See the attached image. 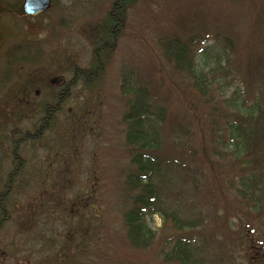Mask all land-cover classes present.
Here are the masks:
<instances>
[{"label":"trees","instance_id":"1","mask_svg":"<svg viewBox=\"0 0 264 264\" xmlns=\"http://www.w3.org/2000/svg\"><path fill=\"white\" fill-rule=\"evenodd\" d=\"M208 1L187 2L190 16L156 39L155 62L120 73L129 167L119 233L103 201L110 174L98 140L107 73L119 42L136 34L129 12L140 0H113L92 26L86 67L0 35V234L13 225L38 246L18 258L0 244V264H121L122 248L160 264H264V0H245V32L218 26L224 2ZM0 10L27 17L20 2L0 0ZM167 68L183 82L165 97ZM155 215L170 229L159 239L147 224Z\"/></svg>","mask_w":264,"mask_h":264},{"label":"rangeland","instance_id":"2","mask_svg":"<svg viewBox=\"0 0 264 264\" xmlns=\"http://www.w3.org/2000/svg\"><path fill=\"white\" fill-rule=\"evenodd\" d=\"M7 2L12 4L20 2L21 7L23 0H7ZM112 2L113 0H52V7L48 11L32 18L11 11L3 12L0 10V35L2 38L7 37L6 41L12 40L11 45L20 41L40 42L39 49L49 59L54 58L56 62H60L64 58H72L76 59L80 66L86 67L89 63L90 47L87 37L90 29L96 22L104 18ZM187 2L189 0H140L139 5L129 12V24L132 29L136 30V34L123 38L119 42L117 54L107 73L105 81L107 99L103 113V129L99 135L98 146L100 154L102 153L105 159V169L110 174L107 179L109 184L106 183L103 194V201L108 208L112 227L118 233L121 232L122 216L127 206L126 192L121 180L123 181L129 167L128 160L124 155L125 128L121 119L126 110V102L119 91L120 73L124 68L137 70L138 66L135 62L138 60L150 59L155 62L156 39L166 33L173 32L174 30L171 29L175 28L180 19L190 16L193 8L190 5L188 7ZM223 2L216 8L219 10L218 12L226 11V16L218 13L217 25L222 29L225 25L230 26L232 32L239 29L245 32V26L248 25L245 0H223ZM211 3L209 0L206 5L210 6ZM207 6L202 12H207ZM209 15H212L213 20L215 19L212 13ZM53 28L57 35L59 34L58 39L55 38L54 30H51ZM3 45L0 43V68L4 66ZM6 46L10 47V43H7ZM2 69H0V73ZM173 73L169 68L164 69L162 86L159 88L160 95L167 97V91L171 92L175 86L181 88L183 79L173 75ZM3 93L0 91V97ZM181 114L183 115L182 123L191 128L190 115L184 110L181 111ZM90 150L91 143L86 148L87 152ZM41 152L40 150L28 151L32 157L35 156V160L41 156ZM25 154L27 155V152ZM166 197L168 203L171 201V206L174 205L175 200L172 198L175 197ZM186 198L192 203H196V197L189 198L187 194ZM183 203L188 202L183 201L181 204L184 205ZM197 209L207 210L208 208L198 205ZM190 211L191 209H183L180 206L181 215ZM147 224L151 229L157 231L158 239L170 233V229L163 228V221L158 215L153 216ZM0 244H6L9 250H17L18 258L38 249V246H33L30 239L21 234L13 225H8L1 232ZM121 255L124 259L121 260V264H126L129 259L137 264H160L154 253H146L140 256L132 250L122 248Z\"/></svg>","mask_w":264,"mask_h":264},{"label":"water","instance_id":"3","mask_svg":"<svg viewBox=\"0 0 264 264\" xmlns=\"http://www.w3.org/2000/svg\"><path fill=\"white\" fill-rule=\"evenodd\" d=\"M52 6V0H23L22 11L26 16H34L48 11ZM52 83H59L54 79Z\"/></svg>","mask_w":264,"mask_h":264}]
</instances>
